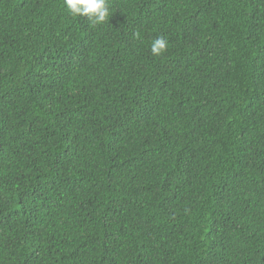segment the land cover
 I'll use <instances>...</instances> for the list:
<instances>
[{
  "label": "trees",
  "instance_id": "1",
  "mask_svg": "<svg viewBox=\"0 0 264 264\" xmlns=\"http://www.w3.org/2000/svg\"><path fill=\"white\" fill-rule=\"evenodd\" d=\"M108 3L0 0V264H264V0Z\"/></svg>",
  "mask_w": 264,
  "mask_h": 264
},
{
  "label": "clouds",
  "instance_id": "2",
  "mask_svg": "<svg viewBox=\"0 0 264 264\" xmlns=\"http://www.w3.org/2000/svg\"><path fill=\"white\" fill-rule=\"evenodd\" d=\"M63 5L73 18H86L94 27L109 22L112 15L108 0H63ZM167 48L168 41L164 37L154 39L150 46L154 57L163 55Z\"/></svg>",
  "mask_w": 264,
  "mask_h": 264
}]
</instances>
